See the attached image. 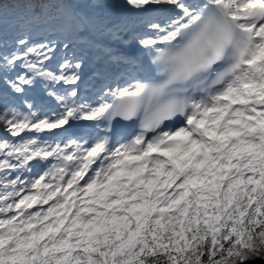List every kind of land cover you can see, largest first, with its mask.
<instances>
[{
  "label": "snow or ice",
  "instance_id": "obj_1",
  "mask_svg": "<svg viewBox=\"0 0 264 264\" xmlns=\"http://www.w3.org/2000/svg\"><path fill=\"white\" fill-rule=\"evenodd\" d=\"M0 264L264 261V0H0Z\"/></svg>",
  "mask_w": 264,
  "mask_h": 264
},
{
  "label": "trees",
  "instance_id": "obj_2",
  "mask_svg": "<svg viewBox=\"0 0 264 264\" xmlns=\"http://www.w3.org/2000/svg\"><path fill=\"white\" fill-rule=\"evenodd\" d=\"M252 264H264V261L255 260L252 262Z\"/></svg>",
  "mask_w": 264,
  "mask_h": 264
}]
</instances>
